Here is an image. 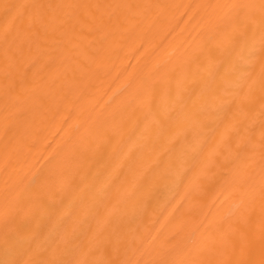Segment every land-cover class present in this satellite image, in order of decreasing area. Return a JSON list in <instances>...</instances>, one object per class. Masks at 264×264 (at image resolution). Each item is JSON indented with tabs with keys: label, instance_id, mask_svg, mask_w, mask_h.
<instances>
[{
	"label": "bare ground",
	"instance_id": "obj_1",
	"mask_svg": "<svg viewBox=\"0 0 264 264\" xmlns=\"http://www.w3.org/2000/svg\"><path fill=\"white\" fill-rule=\"evenodd\" d=\"M0 264H264V0H0Z\"/></svg>",
	"mask_w": 264,
	"mask_h": 264
}]
</instances>
